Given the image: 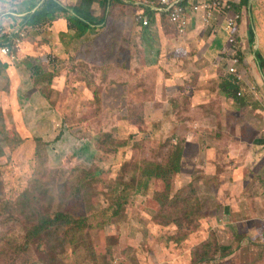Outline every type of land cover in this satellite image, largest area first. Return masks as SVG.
Wrapping results in <instances>:
<instances>
[{
    "label": "rangeland",
    "instance_id": "374dc122",
    "mask_svg": "<svg viewBox=\"0 0 264 264\" xmlns=\"http://www.w3.org/2000/svg\"><path fill=\"white\" fill-rule=\"evenodd\" d=\"M250 11L243 17L264 34V0ZM92 13L105 23L85 35L69 14L32 29L0 25L23 34L0 59V264H264V159L241 171L197 161L203 145L170 115L189 97L178 90L209 99L230 79L216 69L221 52L212 66L208 36L187 40L164 20L140 28L134 6L97 0ZM180 146L178 172L149 176ZM59 212L68 224L29 236Z\"/></svg>",
    "mask_w": 264,
    "mask_h": 264
},
{
    "label": "crops",
    "instance_id": "0c3cea01",
    "mask_svg": "<svg viewBox=\"0 0 264 264\" xmlns=\"http://www.w3.org/2000/svg\"><path fill=\"white\" fill-rule=\"evenodd\" d=\"M240 1L235 0V4H239ZM37 2L36 0H20V2L10 4V0L6 2L0 0V25L13 28V24L19 25L20 23L23 26L25 19L42 3V1ZM58 2L61 3L60 1ZM97 4L101 5L100 2ZM245 11L251 13L250 8H242L238 25L241 40L240 56L243 62L239 70L246 79V83L240 84L239 87L246 91L235 99L229 96L224 89L222 91L221 82L215 91L208 93L207 97L209 99H204L207 91L204 89L194 91L193 87L190 91L188 89L190 85H187L186 91L178 90V95L181 99H183V94L189 95L187 101L182 104L181 101L176 100L175 102L178 104L174 108L172 107L170 111L172 117L178 118V115L182 116L183 122L180 128H184L186 137L197 142V144L203 145L202 147H197V151L203 154L201 157H194L197 161H202L208 157L217 159L220 162H228V165L232 161L235 162V168L238 167L240 171L254 167L264 159V77L262 76L264 71L261 70L256 59L257 53H260L264 58V34H259L257 32L259 29L254 30L252 18L249 21L247 16L243 17ZM5 16L8 19H4L3 17ZM212 25L213 29H205L201 23V14L197 17H192L186 39H194L195 35L208 36L204 57L206 61H211L210 63L213 66V60L209 59H215L218 55L217 53L221 52L226 45L229 34L222 19H213ZM30 28L32 29L33 27L28 26V29ZM251 30H253V37L250 36ZM217 37H223V39L220 47L217 50H213ZM47 47H49L48 44H44L42 48L46 49ZM90 52H94L93 48H91ZM213 52H216L215 56L212 54ZM5 58L8 57H0V59ZM218 58H220V62H218L217 66L220 68L216 69L227 73L226 61L222 55H219ZM9 64L11 63L9 62ZM14 66L16 67V65ZM9 68L15 69L14 67ZM249 84L254 85L256 90L250 91ZM123 99L125 101V98ZM228 113L232 116L231 121H228L230 119ZM244 113L249 117L245 122L243 121ZM208 114H211V118L208 117ZM243 124L248 125L243 126ZM245 130H248V132L255 131L256 135H258V140L252 141L247 137L245 138L243 136ZM232 136H234L233 140L230 139ZM225 140L227 143H224ZM207 145H211V147ZM223 147H225L224 150H222Z\"/></svg>",
    "mask_w": 264,
    "mask_h": 264
},
{
    "label": "built area",
    "instance_id": "2783aa9c",
    "mask_svg": "<svg viewBox=\"0 0 264 264\" xmlns=\"http://www.w3.org/2000/svg\"><path fill=\"white\" fill-rule=\"evenodd\" d=\"M119 2L135 7V21L141 28H150L153 21L168 22L178 36H186L191 25L192 17L201 14V23L205 29L212 28V20L222 19L225 23L229 37L226 45L221 50V55L227 64L226 72L233 83H246V79L239 67L242 65L240 56L241 40L239 25L240 15L234 11L235 0H108V3ZM19 37L14 39L11 34L0 27V57H7L10 53L11 43H17L22 32H17ZM239 47V50L237 48ZM249 90L255 91L254 85L249 84ZM237 94L241 96L242 91Z\"/></svg>",
    "mask_w": 264,
    "mask_h": 264
},
{
    "label": "trees",
    "instance_id": "16d2710c",
    "mask_svg": "<svg viewBox=\"0 0 264 264\" xmlns=\"http://www.w3.org/2000/svg\"><path fill=\"white\" fill-rule=\"evenodd\" d=\"M97 0H81L80 4L71 8H67L59 3L57 0H42V3L35 9V11L25 19V24L28 26H39L54 20L59 14H69L70 20L77 27L81 35L90 30L91 27L101 26L105 23L103 18H97L92 14V6ZM108 3V0H103ZM250 8V0H241L239 4H233L234 11L240 15L242 8ZM71 13V14H70ZM250 36L253 37V30L250 31ZM12 44V43H11ZM10 44V45H11ZM2 45V44H0ZM256 59L261 70L264 71V58L260 53L256 54ZM6 69L7 65L0 61V69ZM240 84L233 83L232 79H226L222 84V88L227 94L235 99L238 95L236 91ZM183 153V148L177 149L178 157L168 165L167 168L160 165L148 169L149 176L157 178L166 177L170 173L178 172L180 170V156ZM81 222V220H80ZM58 223L68 224V216L64 213H57L53 219L41 218L38 224L30 231V237H39L45 234L50 228L57 227Z\"/></svg>",
    "mask_w": 264,
    "mask_h": 264
}]
</instances>
